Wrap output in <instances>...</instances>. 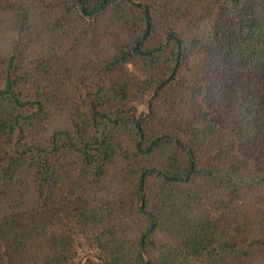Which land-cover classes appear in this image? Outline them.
<instances>
[{
    "label": "trees",
    "instance_id": "trees-1",
    "mask_svg": "<svg viewBox=\"0 0 264 264\" xmlns=\"http://www.w3.org/2000/svg\"><path fill=\"white\" fill-rule=\"evenodd\" d=\"M79 244L264 264V0H0V264Z\"/></svg>",
    "mask_w": 264,
    "mask_h": 264
},
{
    "label": "rangeland",
    "instance_id": "rangeland-1",
    "mask_svg": "<svg viewBox=\"0 0 264 264\" xmlns=\"http://www.w3.org/2000/svg\"><path fill=\"white\" fill-rule=\"evenodd\" d=\"M156 38L151 39L150 43H155ZM49 47V46H48ZM47 54L51 53L48 48H46ZM32 51H29L31 53ZM59 53V52H58ZM130 74V76L139 77L145 79V70L144 67L138 63V61H134L132 64L127 65V70ZM151 92L150 89H146L144 91H141L139 89H132L130 96L128 99L123 101V103L126 106H129L132 108V110L138 115V120L143 117V115L148 112V106L147 102L151 99ZM90 248L85 246L84 244H79L76 249V264H83L86 255L88 254Z\"/></svg>",
    "mask_w": 264,
    "mask_h": 264
},
{
    "label": "water",
    "instance_id": "water-1",
    "mask_svg": "<svg viewBox=\"0 0 264 264\" xmlns=\"http://www.w3.org/2000/svg\"><path fill=\"white\" fill-rule=\"evenodd\" d=\"M168 36H172V34H169Z\"/></svg>",
    "mask_w": 264,
    "mask_h": 264
}]
</instances>
